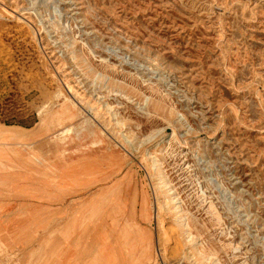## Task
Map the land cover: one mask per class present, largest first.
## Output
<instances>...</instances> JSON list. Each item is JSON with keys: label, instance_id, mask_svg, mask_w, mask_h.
<instances>
[{"label": "rangeland", "instance_id": "rangeland-1", "mask_svg": "<svg viewBox=\"0 0 264 264\" xmlns=\"http://www.w3.org/2000/svg\"><path fill=\"white\" fill-rule=\"evenodd\" d=\"M0 127L93 188L63 205H77L67 241L90 227L123 264H264V0H0ZM155 156L180 215L163 206ZM40 206L35 240L0 243V264L53 258L60 205Z\"/></svg>", "mask_w": 264, "mask_h": 264}, {"label": "crops", "instance_id": "crops-1", "mask_svg": "<svg viewBox=\"0 0 264 264\" xmlns=\"http://www.w3.org/2000/svg\"><path fill=\"white\" fill-rule=\"evenodd\" d=\"M24 129H10L0 127V243L7 247H14L18 244L29 245L32 243L38 232V229L43 226L41 215L44 214L46 207L36 209V205L40 201H52L60 205L57 213L59 219H63L61 230H58L61 238L54 249L48 264H108L104 263L103 259L98 258L95 261H89L85 258H78L79 251H87L98 249L104 252L106 257L110 254L113 256V264H123V261L116 254L115 243L112 247L103 243L98 238L93 239L87 237L91 232V228L82 231L86 237H82L81 241H67L74 234L79 233V227L75 220L76 207L65 208L64 203L70 198L77 201L80 200L91 189L82 188L76 184H72L67 177L62 176V155L59 157L45 156L35 151L31 144L27 143L30 139L28 133ZM33 163L37 166H43L45 171H40V167H33ZM76 170L74 164L68 162L65 167L67 176ZM93 164H90L84 169L85 174L89 172L90 181L93 179ZM83 171V170H82ZM44 175V176H43ZM76 175V174H74ZM36 176V177H35ZM35 184V185H34ZM50 185L52 191L49 192ZM9 197H24L29 199V203L19 208L20 211H12L9 204ZM93 200V195L85 199L86 203ZM34 206L35 209L28 207ZM138 211V206L135 214ZM41 216V217H40ZM69 221V222H68ZM14 227V234H10L9 229ZM5 235L7 240H5ZM90 242L86 243V239ZM9 239V240H8ZM88 244V245H87ZM124 246V245H122ZM125 249V247H124ZM72 253V256L69 255ZM71 256V257H70ZM39 264H42L39 261Z\"/></svg>", "mask_w": 264, "mask_h": 264}, {"label": "bare ground", "instance_id": "bare-ground-1", "mask_svg": "<svg viewBox=\"0 0 264 264\" xmlns=\"http://www.w3.org/2000/svg\"><path fill=\"white\" fill-rule=\"evenodd\" d=\"M116 116H117V114H116ZM116 121H117V125H122V123L119 119L118 120L116 119ZM174 134H175V132H174ZM123 138L129 142V135L128 134H125ZM118 144H117V146H118ZM114 150H117V148H114ZM151 168H152V175H161L162 176L161 177V185H163V186H162L160 195L161 194L165 195L163 206L167 207V209H169V210H172L174 212V215H180L183 212L182 208L180 207L181 199L177 195L173 196V193H171L172 190L169 188L170 182L168 181L167 176L165 175V173L162 169L161 160H159L157 158V156L152 158ZM136 209H137V202L133 201L132 212L134 213V215H135ZM185 222H186L185 220H182V223H183L182 226L184 228H187V225ZM162 227H163V224H162Z\"/></svg>", "mask_w": 264, "mask_h": 264}]
</instances>
